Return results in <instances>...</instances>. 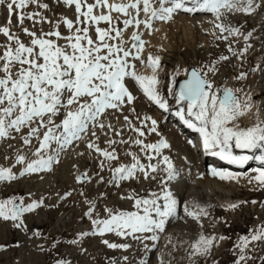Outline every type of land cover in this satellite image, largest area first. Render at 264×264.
Here are the masks:
<instances>
[{"label": "rangeland", "instance_id": "rangeland-1", "mask_svg": "<svg viewBox=\"0 0 264 264\" xmlns=\"http://www.w3.org/2000/svg\"><path fill=\"white\" fill-rule=\"evenodd\" d=\"M122 1L117 6L121 10L140 2ZM159 1L152 2L154 13L161 7ZM224 1L227 5L218 22L200 31L177 26L166 34L168 43L148 48L150 63L155 69L163 68L162 75L155 77L143 74L136 61L139 56L132 53L131 46H138L143 34L131 44L135 17L129 14L84 16L81 8L73 7V0H0V264L140 263L141 253L127 250L116 229L98 231L116 219L135 223L147 217V196L140 191L139 182L156 177L159 164L163 168L159 167L157 176L166 187L163 197L171 177L172 153L181 148L168 127L167 113L143 103L128 75L145 77L152 86L161 81L156 94L170 109L184 70L194 69L207 82L205 94L212 95L209 129L219 125L220 142H235L223 134L224 127L250 129L252 138H264L256 136L264 135V123L257 132L244 123L252 112L251 104L256 103L253 112L257 116L264 98V0ZM156 45L162 48L158 51H163L164 61L153 59ZM84 76L89 77L88 82ZM114 76L116 90L126 91L130 115L127 102L111 95L109 81ZM232 87L236 100L226 108L219 104V92L232 91ZM233 106L235 111L228 110ZM175 110L185 118L181 109ZM81 123L79 134L66 135L67 129H78ZM103 124L109 130L105 139L99 133ZM91 125L96 128L93 137H97L89 139ZM163 137L165 145H161ZM63 149L76 153V166L68 169L69 175L78 174L73 189L66 184L67 171L59 169ZM128 168L136 171L131 183L133 202L145 204L144 208L128 209L113 202L119 189L113 179ZM252 168L238 184L221 178L208 180L218 189L212 202H226L227 206L203 210L204 238L199 246L172 237L179 240L173 249L177 252L161 257L157 264H264V174L253 173ZM101 176V188H86L89 180ZM197 178L196 185L203 180ZM106 201L111 202L109 206L103 205ZM16 203L21 204L20 216L13 212ZM69 211L68 219L63 218ZM151 231L147 234L160 232L157 227ZM179 245L185 249H178ZM187 246L191 248L187 250Z\"/></svg>", "mask_w": 264, "mask_h": 264}, {"label": "bare ground", "instance_id": "bare-ground-1", "mask_svg": "<svg viewBox=\"0 0 264 264\" xmlns=\"http://www.w3.org/2000/svg\"><path fill=\"white\" fill-rule=\"evenodd\" d=\"M75 1L76 0H73V3H72L73 7H76L79 9L81 8L84 16L90 14L93 17H97V16H100V17L110 16L111 17L112 15H116V16L119 15L120 17V15H124L123 13H126V14H129V16L135 17L132 23V27H131V39H130L131 44L138 42L141 34H143V36L138 46L136 47L131 46V50H132L133 55L137 54V57L139 56V59L136 61L142 66L141 71L143 72V74L153 73L155 77L162 75L163 68L160 67V68L155 69L152 62L150 63V60L148 59V56H147L149 52L148 48L151 47L152 44L160 45L161 43V46H162V43H168L166 39V34L169 32V30H173L177 26L181 25L185 28H188L189 31H193L195 29H197V31L198 30L200 31L202 27H205V26L207 27L211 23H216L219 13L221 12V10L225 9L227 5L224 0H161L159 1V3H161L160 9L154 13L153 10L155 9H153L152 7V2L156 0H140V2H134L130 6L126 4L128 7H125L124 10L123 9L121 10L119 7H117L119 4H121L120 3L121 0H89V2L85 0H80L81 2H78V3H76ZM123 2L127 3V0H123L122 4ZM90 7L92 8V10ZM141 18L143 19V21ZM139 25L141 26L139 27ZM138 30H141V32H138ZM157 45L155 46L156 48H157ZM146 47H147V50H146ZM156 48H153L154 50L153 59L155 61L157 60L160 62L164 61V59L162 58V56L164 55L162 54L163 51L162 52L158 51V48H161V47H158L157 49ZM179 67L181 66H177L176 69H178ZM189 71H187V69L184 70L185 74H184L183 80H187V81L181 84H178V87H177L178 94L181 97H183L185 101H188V103L191 102L190 100L192 99V97H194V95L196 94L199 88L198 83L194 80L193 75L189 74ZM83 79H85V81L88 82L89 77L84 76ZM127 79H131L133 81L135 87L138 89L141 95L143 103L154 106L156 108V111L158 110V112L162 114L167 113V116H168L167 119H169V121L167 120L168 125H169L168 127L171 128V130L177 136L175 143L180 146L181 150L173 151L172 153V161H171L172 165L170 166L171 177L169 181L167 182L168 189L166 190L165 195L163 197L161 195L166 187H165L164 182L160 181L159 177L157 176L158 173H161L160 171L161 169L159 170V167H160L159 164L155 163L158 165L155 169V171L158 170L155 175L156 177H154L155 179L148 177L146 180H142L141 182H139L140 191L141 192L144 191L147 196L145 201H146V205L149 208V215L151 218L148 217L149 216L148 215L147 217L143 219L137 220L135 223L134 222L127 223L122 219H116L112 222L107 223L108 224L106 225L107 227H102L98 231V233L108 232L112 229H116L118 234H120L121 236L120 239L122 238L123 240L122 242L124 244V247L127 250H129L130 252L135 251L136 255L141 253L142 256L140 258L141 260H139L140 261L139 264H157L158 262L161 261L160 260L162 259L161 257L165 255L170 256L171 254L173 255L174 252H177L173 249H176L175 245L179 244V240L175 241V238H172V237H176V239H181V240L184 239L187 243H190V245L192 246L193 245L199 246L201 244L202 238H204L205 222L203 223V219H204V217L202 216L203 210L207 208L219 206V205L227 206L226 202H219V201L218 202L216 201V203L212 202L211 198L214 197V194L216 193L215 190H218V189H216L215 184L212 185L209 182L210 181L209 179L221 178L224 181L226 180L225 182L228 181V182H231L232 184L234 183L238 184L239 182H243L245 178L247 179L248 173L250 172L247 170L249 169V167H253L251 171L253 173H258L259 175L264 174V156H263L264 154L261 156L255 157V154L253 153V149L258 148L261 145H264V138L261 140H256L252 138L253 135L250 134V131H251L250 129H243L239 126L231 127V128L224 127V129L222 130L223 134L226 136L227 139H230V141L233 140L235 141V143H239L240 149L238 150V152L240 151L241 153L245 154L247 162H251V163L248 166H245L246 165L245 164L244 166L241 165V166H236L234 168H227V166L222 165V164L217 165V161H214V158H212L211 156L206 157L204 156L203 153L199 152L201 145H203L204 147L205 144H209L210 147L215 148V147H218L220 143V139L217 136V133L220 132V129L218 127L219 125L214 124L212 131L209 129L210 123L208 121V115L214 112V109L210 107L211 102L213 100L211 94L209 93L205 94L206 92L205 91L199 98V102H198L199 106L197 105L196 107H191V106L183 105V103L180 104L179 101L175 100L173 102V108L169 109L167 108V106H165V104L164 105L162 104V102L158 99L157 94H156V91L161 88V85H162L161 81H158L155 85L152 86L148 84L145 77H134L132 75H128ZM111 80L112 81H109L111 85L109 84L108 85L110 86L109 90L111 91L112 97L117 98V99L119 98V100H122L120 98H123V100L127 102L128 98L125 93L126 91L116 90L115 88V81L117 80V76H114L113 79ZM229 83L232 86V82L229 81ZM226 92H230L234 96V99L231 102V105H232L233 102L236 100L235 96L237 95L233 87H232V91L225 90V91L219 92V101L221 97L220 95H224ZM126 104H127L126 111H128L127 114L130 115L132 114V107L128 105V102ZM261 104H262V109L257 114V116L254 115V112H255L254 110L256 109V108L254 109V107H256L257 105L256 103L251 104V108L250 107L249 108L250 110H252V112L251 113L249 112L250 113L248 115L249 117L247 116L244 119V123L251 127L253 125V128L255 130L258 128V126L264 123V98L262 99ZM231 105H229L228 107H230ZM234 107L235 106H233L232 108H229L228 110L235 111V109L237 108H234ZM175 109H181L184 112L186 119L185 118L183 119L182 117H180L177 113V110ZM173 110L175 111L171 113ZM244 110H245L244 108H241L242 112ZM142 115L143 113L141 111L140 119L143 118ZM93 119H94V116H93ZM120 122L121 120L119 121V123ZM124 122L125 121H123V123ZM125 125L128 126V122ZM133 125L135 126L134 122H133ZM78 127L80 128L76 129L75 127V128L67 129L66 135H69L71 132L73 133L75 132V134L76 133L79 134V131L83 129V124ZM93 128L95 127L91 125L89 132L87 133L85 131L87 134H89L88 135L89 139L93 137L94 135L93 131L96 130V128L92 130ZM104 128L105 126L103 124L101 126V131L99 132L102 138L107 136L106 133L109 131V130L106 131ZM118 131L119 130H117V132ZM100 135L98 137H100ZM196 135L202 138V144L199 142L198 139L195 138ZM65 140H66V137H64L61 144L64 145ZM109 142L110 141L107 139L108 144ZM164 143H167V140L165 137L162 138L161 145ZM65 149H63V151ZM92 149H95L94 154L96 155L98 154V156H100V154L96 151V148H92ZM75 155L76 153L73 150H70V151L65 150L63 155L61 156V161H60V166H59L61 173L64 171H67V173L66 172L64 173L66 176L65 178L67 180L66 184H68L69 187H72V189L75 187V182L77 180L79 181V179L77 178L78 174H76V177L68 174V169L70 170V168H73L75 165V158H76ZM139 155L142 156L143 152L140 151ZM142 157L144 158V156ZM96 160L97 159H95V162ZM92 161L94 162V157ZM154 166H153V169H154ZM160 168H163V167L161 166ZM245 169H246V172L245 171L243 172V170ZM75 171L77 170L75 169ZM135 173L136 171L132 170L131 168H128V169H125L123 173L117 175L113 179V182L117 186L116 188L118 189L119 187L117 192L113 195V198H114L113 202H118L119 205L127 207L128 209H135L136 207L138 208L137 205H141L142 208H144L145 206V204L144 205H142L141 203L134 204L133 202L134 199H133L132 192H131V188H132L131 183L133 182L132 180H133V176L135 175ZM110 175L108 174L107 176H110ZM90 177L91 176L89 175L87 179L88 178L90 179ZM197 177L200 179L203 178L202 182L201 183L199 182L198 185H196L197 181L195 180V178ZM101 180H102V176L94 180H89V182L86 184V188L87 189L90 187L99 188L101 185ZM148 186L150 189H148ZM102 203L105 206L107 204L109 206L111 202L106 201L105 203L104 202ZM69 213L70 211L67 212V214H65L63 218L68 219V217L70 216ZM198 217H201V219H199ZM148 218L150 220H148ZM98 219H100V217ZM58 222L62 224L64 221L63 219H59ZM154 227L159 228L160 232L158 234H150V233L147 234V232H152L151 229ZM126 228H128L127 235L124 237V234H125L124 231L126 230ZM82 229L86 231L87 227L84 226ZM17 232L21 234L20 229L17 230ZM102 240L104 241V239ZM143 245L145 247H143ZM177 248L185 249L183 246L180 247V245L177 246ZM190 248L191 247H189L187 250H189ZM126 252L128 251H125V253ZM176 256L179 257L177 254ZM83 259H84L83 261L87 262V258L85 256H83ZM129 260L130 259H128V261ZM176 260H175V263L177 262ZM183 264H185V262Z\"/></svg>", "mask_w": 264, "mask_h": 264}, {"label": "water", "instance_id": "water-1", "mask_svg": "<svg viewBox=\"0 0 264 264\" xmlns=\"http://www.w3.org/2000/svg\"><path fill=\"white\" fill-rule=\"evenodd\" d=\"M189 74H192L194 77V80L198 83V90L196 92V94L194 95V97H192V99L190 100L191 102L188 103V101H185V99L183 97H181L178 92L176 94L177 99L180 100L181 103H186L189 106H193L195 107L199 101V98L201 97V95L206 91L207 89V83L203 80V78L201 77V75L195 71L194 69H190ZM187 80H182L179 84L186 82ZM178 87V86H177ZM220 101L219 103L221 105H223L224 107H228L229 105H231L232 100L234 99V96L230 93V92H226L224 95H220ZM13 212L16 213L18 216L21 215V204L20 203H16L14 205L13 208Z\"/></svg>", "mask_w": 264, "mask_h": 264}]
</instances>
